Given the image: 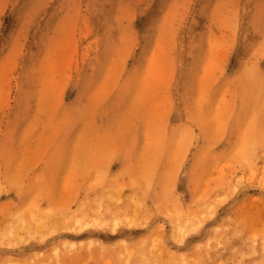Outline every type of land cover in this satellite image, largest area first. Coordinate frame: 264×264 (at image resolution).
Listing matches in <instances>:
<instances>
[{"label": "rangeland", "instance_id": "obj_1", "mask_svg": "<svg viewBox=\"0 0 264 264\" xmlns=\"http://www.w3.org/2000/svg\"><path fill=\"white\" fill-rule=\"evenodd\" d=\"M263 241L264 0H0V264Z\"/></svg>", "mask_w": 264, "mask_h": 264}, {"label": "bare ground", "instance_id": "obj_2", "mask_svg": "<svg viewBox=\"0 0 264 264\" xmlns=\"http://www.w3.org/2000/svg\"><path fill=\"white\" fill-rule=\"evenodd\" d=\"M259 81V80H258ZM160 114V113H159ZM163 125V124H162ZM250 145V144H249ZM248 147V145L246 146V148ZM246 150V149H245ZM245 150H244V152H245ZM245 154V153H244ZM242 158V157H241ZM246 160V159H245ZM261 160V159H260ZM240 161V160H239ZM264 242V241H263ZM21 250V249H20Z\"/></svg>", "mask_w": 264, "mask_h": 264}]
</instances>
